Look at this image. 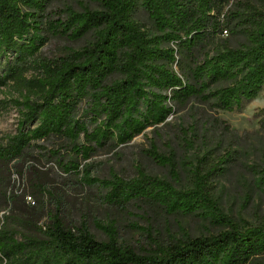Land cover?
<instances>
[{
	"label": "trees",
	"instance_id": "1",
	"mask_svg": "<svg viewBox=\"0 0 264 264\" xmlns=\"http://www.w3.org/2000/svg\"><path fill=\"white\" fill-rule=\"evenodd\" d=\"M54 1L0 0V110L10 102L20 114L16 132L0 137V264H264V224H239L213 197L228 152L197 158L185 189L141 169L131 178L100 179L81 165L193 101L233 111L256 97L264 86V2L227 9L231 0H99L100 9L76 12L53 8ZM139 13L146 24L135 19ZM231 25L245 44L218 43ZM90 33L93 40L78 50L39 53L52 38L75 41ZM149 152L172 167L169 158ZM45 162L62 176L82 173L83 185L105 188L107 205L198 214L220 229L170 242L152 238L153 247L138 252L117 241L112 225L95 222L107 236L99 240L85 217L65 219L69 184L40 172Z\"/></svg>",
	"mask_w": 264,
	"mask_h": 264
},
{
	"label": "rangeland",
	"instance_id": "2",
	"mask_svg": "<svg viewBox=\"0 0 264 264\" xmlns=\"http://www.w3.org/2000/svg\"><path fill=\"white\" fill-rule=\"evenodd\" d=\"M235 2H250L260 6L264 0H231L227 9ZM53 8L100 9L99 0H55ZM135 19L146 24L145 15L139 13ZM232 30H223L218 43L236 47L246 43L244 35ZM93 40V34L71 41L52 38L40 48L42 56H56L80 49ZM4 58L0 56V65ZM117 77L111 78V81ZM0 100L4 95L0 91ZM0 110V137L7 138L16 132L19 111L10 102L2 104ZM264 107V86L253 99L246 101L233 111L213 112L206 105L191 102L186 108L168 116L164 124L150 126L131 141L114 149L98 150L81 165L88 164L91 175L106 179L112 175L131 178L138 169L146 174L170 181L176 188L190 186L191 168L196 159L211 152L218 156L229 153V159L222 164V173L215 179L213 197L223 213L239 224H264V129L260 127L261 109ZM215 119L222 120L228 129H223ZM29 123L28 126H32ZM169 158L172 167L162 165L151 158L150 149ZM40 172L62 173L52 162L39 167ZM74 174L63 175L60 181L69 184V193L64 198L65 219L79 223L83 217L88 221L90 232L99 240H106V234L95 226V222L112 225L119 243L128 245L138 252L153 247L151 239L159 242L185 240L216 233L220 228L208 218L198 214L170 216L154 208L129 204L125 207L104 203L106 189L99 186L83 185ZM19 188L29 190L26 182L13 176ZM71 186V188H70ZM26 196V202L32 203ZM3 211L0 212V215Z\"/></svg>",
	"mask_w": 264,
	"mask_h": 264
}]
</instances>
